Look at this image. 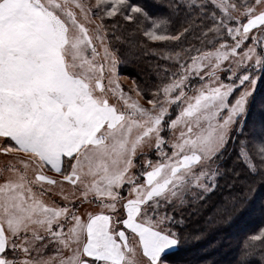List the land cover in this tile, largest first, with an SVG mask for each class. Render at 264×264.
Here are the masks:
<instances>
[{
    "label": "snow or ice",
    "instance_id": "obj_1",
    "mask_svg": "<svg viewBox=\"0 0 264 264\" xmlns=\"http://www.w3.org/2000/svg\"><path fill=\"white\" fill-rule=\"evenodd\" d=\"M183 3L194 8L197 0ZM212 3L218 12L202 36L226 30L230 50L221 43L214 51L166 54L162 58L178 69L146 109L115 79L117 58L106 44L105 20L112 27L117 17L131 22L143 13L140 6L130 0H0V157L6 158L0 264H167L180 243L173 225L182 223L168 209L183 205L193 190L198 199L215 190L222 176L216 161L229 141L240 140L237 158L250 173L257 172L256 161L264 167V123L244 139L240 127L254 112L264 116V98L254 94L264 80V0ZM94 20L99 23L89 29ZM168 22L158 19L145 36L182 42L199 27L191 21L175 34L157 31ZM230 57H240L244 71L229 68L232 82L224 83L217 72ZM191 75L208 83L187 95ZM133 90L142 95L139 86ZM174 104L180 111L173 117ZM166 130L174 134L171 142ZM77 201L98 210L80 211ZM253 239L264 240V233Z\"/></svg>",
    "mask_w": 264,
    "mask_h": 264
},
{
    "label": "trees",
    "instance_id": "obj_2",
    "mask_svg": "<svg viewBox=\"0 0 264 264\" xmlns=\"http://www.w3.org/2000/svg\"><path fill=\"white\" fill-rule=\"evenodd\" d=\"M130 3L140 6L143 13L134 14L131 22L115 18L116 27H112V20H105L107 42L119 61V73L132 83L133 89L139 86L142 99L148 102L158 98L153 93L168 83L178 69L174 61L162 57L182 48L206 51L220 41L221 34L209 33L204 38L201 33V29L207 31L212 26L211 16L218 11L204 0H197L194 8H189L183 0H130ZM176 3L181 4L179 10L174 6ZM161 18L169 22L157 31L167 30L169 34L177 33L191 21H196L199 27L182 42L150 41L144 33L152 30ZM254 94L264 98V80H259ZM261 123L264 116L252 113L247 124L240 125L244 128L241 139ZM239 146L240 140L233 137L216 161L222 176L214 191L205 194L204 199L188 198L185 206L168 209L182 223L173 225L180 243L169 252L167 264H242L243 261L264 264V240L253 239L264 233V167L256 161L257 172L250 173L237 158ZM233 203H237V210L232 209Z\"/></svg>",
    "mask_w": 264,
    "mask_h": 264
},
{
    "label": "rangeland",
    "instance_id": "obj_3",
    "mask_svg": "<svg viewBox=\"0 0 264 264\" xmlns=\"http://www.w3.org/2000/svg\"><path fill=\"white\" fill-rule=\"evenodd\" d=\"M204 1L207 2L208 4H210L213 8H215V6L212 3V0H204ZM89 2L90 3H94V0H89ZM216 10L218 11V9H216ZM234 15H235V13H234ZM96 23H99V21L98 20H94V22L92 24H88L87 27H89V29H92ZM232 23H234V21ZM219 38H220V41L214 47H212L211 49L206 50L204 52L214 51L215 49H218L221 43H224V44L228 45V48L230 50V48H231V46L233 44V41L227 35L226 30H223V33L220 35ZM106 44H107V47L110 49L107 40H106ZM96 45H97V49H98V51H100L101 57H102L103 56V49L100 48L99 42H96ZM244 50L245 49H241L240 50L241 56H242ZM110 51H111V49H110ZM221 51H223V50H221ZM239 59H240V57H230V59L228 61H224L222 63L221 70H219L217 72V75L220 77V80L222 82H224V83H231L232 82V81L227 79V77L231 74L228 71L229 68H231L233 71H235L237 73V75L241 74L244 71V67L242 65H238ZM249 63H254V59H253V61H251ZM254 70L255 69H253V71ZM205 71H207V69H205ZM115 79L120 84V86L122 87L124 92L129 94L132 97L133 100L138 101L139 104L143 108H146V109H151L152 108V105H150L148 102L144 101L141 96H137L136 92L133 90L132 83L125 76H122L119 73V61H118V59H117V65H116V76H115ZM258 82H259V80H258ZM105 83H107V80H105ZM204 83H208V81L207 80L201 81L195 75H191L190 79H189V82L187 83V88H186L187 95H192L193 94V90L198 88L201 84H204ZM237 83H238V81H237ZM257 86H258V83H257ZM251 87H252L251 84H248L249 90H251ZM236 94H238V93H236ZM230 99H234V97H231ZM110 102L115 104V103H117V100H116V98L112 97V98H110ZM179 111H180V109L174 104V105L171 106L170 115L174 117L175 115H177L179 113ZM226 116H227V110H225L224 112H222L220 114V118L221 119L226 117ZM177 134H178V130H177ZM163 135L165 136L166 140H168L169 142H171L174 139V134L170 130H166ZM143 152L147 153V155L149 157H151L153 160L156 159V157L152 155V150L149 149L147 146H145L143 148ZM3 159H4V157H0V164H2ZM137 163L138 164H142L143 160L138 157ZM137 170L138 169H133V171H137ZM196 191H199V190H193V192H190L187 195L186 201H187L188 198H192V199L194 197L196 198V196L194 195V192H196ZM124 192H125V194L127 193V188L124 189ZM52 199L57 201L59 204H64L62 201L58 200L55 197H52ZM186 201H185V203L183 205H180L179 203H177V207L185 206L186 205ZM77 207L79 208L80 211H84L85 209L90 210V211H97L98 210V209L95 208L94 205H87V204H83L82 205V204H79L78 201H77ZM130 243H131V240H130ZM49 254H51V252Z\"/></svg>",
    "mask_w": 264,
    "mask_h": 264
},
{
    "label": "crops",
    "instance_id": "obj_4",
    "mask_svg": "<svg viewBox=\"0 0 264 264\" xmlns=\"http://www.w3.org/2000/svg\"><path fill=\"white\" fill-rule=\"evenodd\" d=\"M5 160V158L3 159V161ZM0 167H2V164H0ZM46 175L50 176V177H53L55 179H61V177L57 176L55 173H52V172H47ZM55 198H57L58 200L62 201L63 203H65L63 200H61V198L59 196H53ZM51 252L52 254V250L49 249V253Z\"/></svg>",
    "mask_w": 264,
    "mask_h": 264
}]
</instances>
